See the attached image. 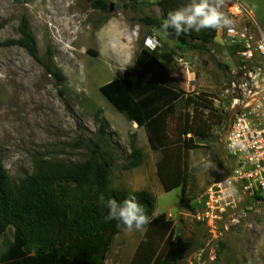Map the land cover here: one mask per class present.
I'll return each mask as SVG.
<instances>
[{
  "label": "rangeland",
  "instance_id": "1",
  "mask_svg": "<svg viewBox=\"0 0 264 264\" xmlns=\"http://www.w3.org/2000/svg\"><path fill=\"white\" fill-rule=\"evenodd\" d=\"M94 1L0 0V162L11 183L17 185L31 175L36 159L83 163L97 143L104 158L113 161L112 185L151 191L157 201L154 217L166 214L174 223V241L190 242L179 264H264V201L238 194L214 227L193 217L209 188L233 169L224 147L233 100L254 105L253 99L258 98L264 103V61L245 69L226 38L230 29L242 26L264 30V0H239L243 9L239 17L228 15L216 2L223 21L210 53H182L174 40L163 35L162 27L137 24L144 15L162 17L155 4L158 0H140L153 5H142L137 12L126 9L120 0H107L109 9L102 11L93 7ZM174 18L181 24L195 21L184 11ZM23 19L36 39L39 55L46 57L51 49L53 63L67 79L64 86L57 85L41 64L13 43L21 38ZM149 37L159 43L153 54L171 71L169 84L183 95H193V102L181 107L182 118L189 113L191 125L195 115L193 126L210 129L208 139L194 136V148L187 153L183 201L181 188L164 191L157 174L161 155L150 150L144 129L133 130L101 92V87L133 68ZM170 50L189 67L174 60ZM97 113L107 123L105 135L99 131ZM182 118L178 113L169 117L166 131L171 140L177 138ZM133 136L144 152V163L125 170ZM150 222L121 229L103 264H133ZM13 235L9 228L0 236V256ZM154 244L161 250L164 240L155 237Z\"/></svg>",
  "mask_w": 264,
  "mask_h": 264
},
{
  "label": "trees",
  "instance_id": "2",
  "mask_svg": "<svg viewBox=\"0 0 264 264\" xmlns=\"http://www.w3.org/2000/svg\"><path fill=\"white\" fill-rule=\"evenodd\" d=\"M124 7L139 11L140 0H120ZM162 17L144 15L137 20L142 27H162L165 37L175 41L178 51L210 53L223 16L216 0H158L155 3ZM95 9L108 11L107 0H95ZM184 11L195 18L193 23L175 21V14ZM0 22V29L2 28ZM21 38L14 41L53 77L57 85L67 82L53 63V54L39 55L36 39L26 19L20 25ZM2 45V43H0ZM238 46L232 48L237 53ZM215 63L217 61L215 60ZM221 67V65H219ZM170 83L167 68L143 48L131 70L121 79L101 87L105 98L131 122L144 127L150 148L161 155L157 174L165 192L181 188L186 196L187 153L194 148V136L208 139L209 127L191 125L188 114L182 118L181 107L193 102V95H183ZM184 119L177 138L171 140L166 131L173 114ZM100 133L105 135L107 123L96 114ZM183 138V139H182ZM125 170L144 163V152L133 136ZM183 164V165H182ZM184 166V169L182 168ZM113 161L104 158L99 144L90 150L83 163L34 160V171L17 185L10 181L0 162V236L13 228V241L0 256V264H103L114 237L121 229L150 220L133 264H179L191 248L189 241H174L173 222L166 214L154 217L156 197L149 190L132 191L112 185ZM262 200L260 197H254ZM155 237L164 240L163 249L154 244Z\"/></svg>",
  "mask_w": 264,
  "mask_h": 264
},
{
  "label": "built area",
  "instance_id": "3",
  "mask_svg": "<svg viewBox=\"0 0 264 264\" xmlns=\"http://www.w3.org/2000/svg\"><path fill=\"white\" fill-rule=\"evenodd\" d=\"M216 2L228 15L239 17L243 14L239 0ZM226 38L229 44L239 47L236 54L245 69L259 60L264 61L263 29L242 26L230 29ZM145 47L153 52L158 49L159 43L149 37ZM179 62L186 68L190 65L182 59ZM253 74L250 71L249 76ZM258 100L253 99L254 105L240 98L233 100V115L224 138V147L234 166L225 180L206 192L200 208L193 214L196 221L214 227L231 205L230 200L238 194L242 195L241 198L260 197L264 201V103Z\"/></svg>",
  "mask_w": 264,
  "mask_h": 264
},
{
  "label": "crops",
  "instance_id": "4",
  "mask_svg": "<svg viewBox=\"0 0 264 264\" xmlns=\"http://www.w3.org/2000/svg\"><path fill=\"white\" fill-rule=\"evenodd\" d=\"M146 1H148V0H146ZM156 41V40H155ZM174 47V46H173ZM172 47V48H173ZM171 51V50H170ZM154 52V51H153ZM153 52H152V54H153ZM171 54H172V58H174V60L175 59H182V58H180V56H177V55H175V53H173L172 51H171ZM154 55V54H153ZM157 59H158V57L156 56V55H154ZM159 60V59H158ZM160 61V60H159ZM172 61H173V59H172ZM161 62V61H160ZM162 63V62H161ZM163 64V63H162ZM164 65V64H163ZM165 66V65H164ZM166 68H167V66H165ZM167 70H168V72H169V75L171 74L170 72V70L167 68ZM177 90V89H176ZM178 91V90H177ZM186 96V95H185ZM112 105V104H111ZM113 106V105H112ZM114 107V106H113ZM115 108V107H114ZM116 109V108H115ZM117 110V109H116ZM118 111V110H117ZM119 112V111H118ZM120 114H122L121 112H119ZM123 116H124V114H122ZM124 118L126 119V121L131 125V128L133 129V130H140V129H144V134H145V136H146V139H147V142H148V145H149V141H148V136H147V133H146V130H145V128L144 127H139L138 126V124L136 123V122H131V121H129L125 116H124ZM149 147H150V145H149ZM150 150L152 151V149L150 148ZM153 152V151H152Z\"/></svg>",
  "mask_w": 264,
  "mask_h": 264
}]
</instances>
